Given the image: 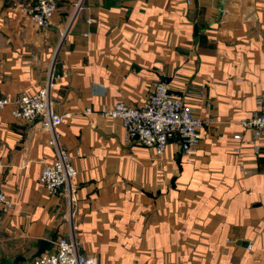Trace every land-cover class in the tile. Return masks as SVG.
Segmentation results:
<instances>
[{
    "label": "crops",
    "instance_id": "1",
    "mask_svg": "<svg viewBox=\"0 0 264 264\" xmlns=\"http://www.w3.org/2000/svg\"><path fill=\"white\" fill-rule=\"evenodd\" d=\"M32 2L0 0V96L52 74L75 202L70 215L39 181L49 133L2 110L0 184L14 204L0 209V264H28L38 239L52 251L69 232L96 264H264V140L256 154L240 124L264 90V0H56L46 29L22 10ZM158 79L205 122L191 163L177 139L157 155L103 114L141 106Z\"/></svg>",
    "mask_w": 264,
    "mask_h": 264
},
{
    "label": "built area",
    "instance_id": "2",
    "mask_svg": "<svg viewBox=\"0 0 264 264\" xmlns=\"http://www.w3.org/2000/svg\"><path fill=\"white\" fill-rule=\"evenodd\" d=\"M22 10L36 27L46 29L52 25L56 0H33ZM53 86L51 74L45 84L33 93L21 92L14 97L0 96V112L8 108L13 117L38 121L41 128L49 133L48 143L55 148V155L52 161L42 168L39 181L49 193H63L67 197L69 214L72 215L75 202L73 179L77 170L73 164V156L59 144L56 128L63 117L53 109ZM256 103L258 109L250 117L241 119L240 124L252 130L249 143L257 154L260 149L257 140H264V90L257 95ZM85 112L90 113L91 108H87ZM103 114L120 120L127 140L151 148L157 155L162 154L171 140L177 139L188 163L193 161L192 157L205 124L204 120L194 114L191 105L170 92L166 79L153 82L141 106L133 107L117 101L105 109ZM233 138L239 139L240 134H234ZM13 204L6 198L0 184V209L6 211L12 208ZM247 248L250 250L252 245L248 244ZM28 264H96V260L79 252L78 243L72 232H69L57 239L52 251L31 258Z\"/></svg>",
    "mask_w": 264,
    "mask_h": 264
},
{
    "label": "water",
    "instance_id": "3",
    "mask_svg": "<svg viewBox=\"0 0 264 264\" xmlns=\"http://www.w3.org/2000/svg\"><path fill=\"white\" fill-rule=\"evenodd\" d=\"M36 251L33 253L32 257H36L47 250L51 249V242L46 239H38L35 243Z\"/></svg>",
    "mask_w": 264,
    "mask_h": 264
}]
</instances>
